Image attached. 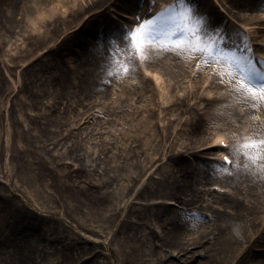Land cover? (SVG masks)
<instances>
[{
	"label": "bare ground",
	"instance_id": "obj_1",
	"mask_svg": "<svg viewBox=\"0 0 264 264\" xmlns=\"http://www.w3.org/2000/svg\"><path fill=\"white\" fill-rule=\"evenodd\" d=\"M217 1H224L230 15L242 21L247 19L234 9L244 5L264 8V0ZM161 2L166 5L159 8L155 2V9L150 14L146 12L150 0L0 2V33L8 34L16 40L17 36H21L22 39V48H19V43L14 47L17 51L14 53L16 59L37 48L40 50L47 48V51L34 62L23 67L25 74L29 75H32L33 69L38 65L60 60L58 53L66 46L65 41L76 35L75 26L80 22L79 17L82 14L88 13L85 22L88 20L92 22L98 16L101 21L108 22L105 14L115 8L114 11L119 9L128 12L123 14L124 17L133 19L132 15L136 14L131 13L132 10L142 3V17L153 21L148 25L150 29L154 28L158 32L159 17L163 12H172V20L182 26L178 32V35L182 36L181 41L168 42L174 45L173 47L164 48L157 42L142 47L140 53L132 55L129 42L125 39L119 44L129 49L125 60L119 66L108 67L103 63V71L96 63L99 61L98 55L105 49H93L91 59L79 52L78 65L85 63L88 66L87 69L82 68L77 82H72L69 78L74 77L77 71L74 73L65 71L57 65L58 73L49 69L47 76L48 85L57 92V99L47 102L43 112L27 114L25 117L27 126H24L23 118L20 121L14 114H9L8 118L11 119L16 138L9 149V133L8 130L4 131L5 147H0V176L4 178L6 186L0 184V252L9 253V258H2L0 264H95L96 256L101 251L94 246H82L80 234L73 229H67L62 219L68 221L78 231L97 237L108 233L113 235L108 245L118 234L132 238L134 236L131 248L136 255L135 259H138V264H264L263 157L260 158L263 162L261 166L252 164L260 153L257 156L251 153L253 155L249 164L251 169L244 167L240 173L234 170L228 175L217 174L219 182L233 188L232 193L210 188L196 189L191 183L194 170H215V161L198 155L201 152L200 147L204 143L207 144L200 134L209 121L212 109H222L215 117L219 119L218 124L223 120L228 123L227 129L230 133L226 139L233 146L245 144L235 141V135L248 133L251 141L262 137L260 134L264 129L260 120L256 122L250 117L264 114V102L258 99L246 100L241 94L238 97L234 96L237 95L234 89L229 90L226 87L228 84L226 81L233 80L231 71L222 66L230 65L228 60L221 56L223 53L224 57L234 54L236 57L248 58L254 44H249L247 50L245 44L248 41L244 40L242 35H229L228 25L232 23L231 19L220 14L212 0H161ZM92 8L96 9L90 11ZM186 9L189 10L188 14L185 13ZM201 17L203 20L198 22ZM63 21L67 22L61 25ZM136 22L142 25L141 11ZM114 23L112 20L111 25ZM258 24L263 28L259 26L260 29H254L253 32L263 33L264 22ZM105 30L107 29L102 27L94 28L92 35L102 34ZM194 31H199L200 35L192 39L191 34ZM168 35L169 33H163L165 37ZM60 37L62 40L58 42ZM13 43L15 41L11 44ZM41 44L43 47H39ZM72 44L77 46L75 41ZM89 46L92 48L93 45ZM201 48L207 50L198 51ZM214 53L216 58H213ZM191 57H194L193 63L198 62L197 70H191L193 73V78H189L192 82L191 89L180 94L173 92L168 96L162 95L160 91L165 89L170 91L176 87L178 90L183 87L184 78L190 76V70L186 67L189 64L191 66L189 59ZM137 60L142 61L140 63H143L145 68L159 70L163 78L154 81L143 74L139 62L137 66ZM53 63L56 65V62ZM5 70L10 83L2 84L3 90L16 89L17 92L25 88L24 82L21 81L19 86L13 81L10 67L7 66ZM204 83L218 88L220 96L209 97L201 93L200 86ZM72 84L76 85L79 94L84 96L100 93L98 100L94 98L92 102L79 104L82 109L76 111L79 113L76 114L78 120L89 116L100 117L94 112L93 106L104 98L102 105L106 108L105 117L112 115L114 130H117L114 134L121 133L119 138L124 143L117 146L122 147L121 149L113 150L111 156H106L100 170L97 167L88 169L86 163L81 162L80 165L76 158L73 159L74 163L80 165L77 172H83L81 176L75 174L74 169L68 164L64 162L59 164L65 151L70 155L74 152L72 148L63 151L62 146L57 149L56 146L62 143L59 142L61 139L48 128L55 118L54 111H59L57 105L61 102L62 92H73L69 88ZM191 99L201 101L202 105L192 104ZM143 101L149 102L150 105L142 109ZM40 103L35 99L26 102L25 105L35 108ZM255 103H261V107L256 109L253 105ZM237 107L243 114L233 112ZM116 111L120 113L119 120L114 119ZM234 114H237V117ZM159 119L165 121L159 123ZM107 122L105 118L104 123ZM17 139V142H22L21 145L16 144ZM113 142H116L114 137L101 139L99 144L101 153L104 154L106 146ZM219 147L223 148L221 144ZM79 155L80 153H75L74 157H80ZM116 157L120 158L119 163L115 162ZM111 159L114 164L109 165L107 161ZM246 164V160L242 162V165ZM182 165L185 167L187 165L190 170L184 169L179 178L170 179V173ZM156 170L159 172L155 177L153 174ZM163 172L167 174L163 175ZM242 182L243 186L240 185ZM112 183H115V187ZM28 184L34 189L27 190L24 186L28 187ZM113 189L118 194L123 190L130 193L136 189L134 198H138V207L135 206V200L127 199L117 209L116 206L112 208L113 204L106 202V196L113 193ZM35 190L43 194L42 197L51 198L52 203L40 201ZM16 191L21 195H17ZM197 192L201 193L199 199ZM149 197L168 198L183 205V208L166 202H143L147 198L150 199ZM190 205L208 211L210 218H202L200 214L190 211ZM123 209L126 211L122 216L120 212ZM144 209H148V213L143 212ZM72 210L86 215V221L94 222V225L77 222ZM187 228L191 231L185 232ZM131 230H134L135 234H131ZM35 232L41 233V237L48 244L62 251L65 256L55 254L48 257L51 255L50 252L44 251L43 248L38 249L31 243L30 234ZM256 243L263 247L255 249ZM108 250L110 253V247ZM173 251H176L175 255Z\"/></svg>",
	"mask_w": 264,
	"mask_h": 264
},
{
	"label": "rangeland",
	"instance_id": "obj_2",
	"mask_svg": "<svg viewBox=\"0 0 264 264\" xmlns=\"http://www.w3.org/2000/svg\"><path fill=\"white\" fill-rule=\"evenodd\" d=\"M3 0H0L2 2ZM151 3L148 4L146 12L147 13H152L155 9V2L158 3L159 8L163 7L166 5L165 3H162L161 0H150ZM212 2L215 4L216 8L220 12V14L226 15V17L231 19V22L228 26H230L229 30L230 33L229 35L233 36L235 35H242V38L244 40H247L248 43L245 44L247 50L249 47V44H254L251 48V56L248 57L252 61V63L257 67L258 70L264 71V32H253L254 29H260L259 26L263 28L261 24L264 22V8L262 6L260 7H247L244 5V7H238L239 9H234L237 10L239 14H243L247 21H242L235 19L226 9V5L224 4V1L219 2L217 0H212ZM142 3H139L136 5V7L132 10L131 13L136 14L132 15L133 19H127L125 18L123 14H126L128 12H123L115 10V8L110 9L106 12V18L109 20L108 22L103 20L101 21L100 16L96 17L93 19L92 22L87 20L86 15H80L79 19L80 22L76 24L77 30L75 32L76 35L70 37L67 39L66 46L62 47L60 49V52L58 53L60 60L58 59L57 61H52L56 62V65L53 63H44L41 65L36 66L33 71L32 75L25 74L23 67L31 62H34L37 57L41 56L47 51V48L44 49H36L34 51H29L27 52L26 55H23L21 57H18L17 59L14 57V53L17 51L14 50L15 44L19 43V48H22L23 43L21 36H17L16 40L13 37H9L8 34H1L0 33V147H5V134L4 131L8 130V148L10 149L11 144L13 140L16 138L14 137L13 133V125L11 122V119L8 118L9 114H14V116H17V119L22 121L21 118L24 119V126H27V121L25 120V117L27 114H32L35 113L36 111L38 112H43L46 107L47 102H51L53 100H56V95L57 92L55 90H52L50 86L48 85L47 81V76L49 69H52V71L57 72V65H60L65 71H72L73 73L76 72L74 77H69L72 79V82H77V79L79 78V75L81 73V70L83 67L87 69V66L85 63L82 65H78V60H77V54L83 53L84 56L88 57V59H91L93 56V49L95 48H103L105 51L100 53L97 57L99 61L96 63L98 66L102 68L103 71V63L106 64L108 67L109 66H119L124 60L125 56L129 54V49L122 47L121 42L125 40L126 34L129 33L130 30H135L137 27L139 28L140 25L137 24L136 18L139 16L140 11H141V18H142V24H145L148 22L146 17H142V10L141 7ZM96 8H92L90 11L95 10ZM130 12V11H129ZM173 13L172 12H163L161 13L159 17V27L158 29V34H159V39L153 43L156 44L157 42H160L164 48L167 47L168 42L171 41H181L182 36L178 32L179 30L182 29V26L178 23H175L172 20ZM65 17V16H64ZM105 17V16H104ZM112 20L115 21L113 25H111ZM64 22L63 21L60 24L62 25ZM106 28L102 34H96L92 35L94 32V28ZM109 26V27H108ZM74 27V28H75ZM258 27V28H257ZM227 29V28H226ZM23 34H25L24 31H22ZM163 33H169L168 36H163ZM256 34V36H254ZM139 35V34H138ZM163 36V37H162ZM62 37V36H61ZM58 38V42L62 40V38ZM138 39V36H137ZM13 41L15 43L11 44ZM75 41L77 46L75 47L72 43ZM57 42V41H56ZM89 44H92L89 46ZM17 45V44H16ZM39 47H43L42 44L39 45ZM163 48V49H164ZM87 50L88 53L85 51ZM99 53V52H97ZM104 53V55H103ZM103 55V56H102ZM195 57V56H194ZM194 57L189 58L191 61V66L190 64L188 67H186L188 70H190V76L184 78L182 84V88H174L169 91V89H165L164 91H160L163 94L168 96L169 94L174 93H182V92H188L191 87H192V82L189 78H193L192 75L193 73L191 70H196L198 62L197 61H192ZM215 53H214V57ZM258 59V60H257ZM96 61V60H95ZM256 61V63H254ZM258 61L260 63H258ZM94 62V61H93ZM142 62V61H140ZM141 71L143 74L149 76L152 78V80L156 81L159 79H162L163 77L161 76V72L158 70H155V68H145L143 63H140ZM193 63V64H192ZM91 64V63H90ZM222 65V64H221ZM10 67V73H11V78L13 81L16 82L17 85L20 86L21 81L25 83V88L20 89L16 92V89L14 91L10 89L3 90L2 84H8L10 81H8L6 77V67ZM224 69H227L229 71L234 70L232 67H226L222 65ZM168 80V79H167ZM51 82V81H50ZM49 82V83H50ZM228 83V81H226ZM130 84V83H129ZM209 85L208 83L202 84V89L200 90L201 93L204 95H207L209 97H219L220 94L218 93V88L215 87H210L207 86ZM229 90L231 88L234 89V92L237 95L234 96H239L240 92L238 91V81L232 80L230 85H226ZM70 90L73 92H62L60 99L61 102L57 105L59 111H54L55 118L54 120L49 124L48 128L54 132L59 139H61L59 142L61 144L57 145L56 148L59 149L60 146L61 150L65 151V149L72 148L73 149V154L70 155L65 151V155H62L60 158V162H64L68 164V166L72 169H74V173L77 175H83V172L79 171L77 172L78 168L81 165V162L86 163V168L92 169L94 167H97L98 170L101 169L105 161L107 155H110L113 150H118L121 149L122 147L117 148L118 145L123 144L122 140H120V135L121 133L116 135L114 133H117V130H114V120L111 116L105 117L106 114V108H103L102 103L105 101L103 98V101H101L98 104H95L93 106V110L96 113V115H100V117H92L89 116L88 118L78 120L76 114L77 110H81V105H79L81 102L83 104L92 102L95 99H99L100 93H93L88 96H84L83 94H79V90L76 87V85L72 84L70 85ZM217 91V92H216ZM16 93V94H15ZM35 99L39 100L41 103L38 105V107H32L31 105H25V103H29V101H34ZM25 101V103H24ZM108 102V101H106ZM138 102V101H136ZM190 102L192 104H196L197 106H201L202 102L198 101L197 99H191ZM262 103L264 101H261ZM142 109H144L147 105H150L149 102L143 101L142 102ZM256 109H259L261 107V103H255L253 104ZM263 105V104H262ZM213 106V104H212ZM26 108H29L26 110ZM101 109V111H100ZM119 110V108H117ZM222 109H215L211 110L209 121L205 124V127L201 131L202 139H205V142L207 144H203L200 148V153L198 155H201L207 159H210L214 162V167L215 170H194L193 178L191 179L192 187L198 189H216L220 192H229L232 193L234 190L231 186L227 185L226 183L219 182V177H216L218 173H227L231 174L234 170L237 173L242 172L246 167V169H251V166L249 165L251 162V157L253 155L257 156L258 153H260L257 157L254 158L252 161V164L255 166H261L263 162L260 161L261 156L263 157L264 161V146L260 145V141L264 140V131L260 134L262 136L258 140L251 141L249 138L248 133H244L241 135H235V141L237 142H242L245 144H252L255 145V148H249L247 146L243 145H234L226 141V136L230 133L229 130L227 129L228 123L223 120L221 124H218L217 121L219 120L217 117H215V114H219L218 112H221ZM234 113L237 112V114L242 113V110L237 107L233 109ZM27 113H26V112ZM26 114H25V113ZM24 113V114H23ZM116 115L114 116V119L119 120L120 113L119 112H114ZM16 114V115H15ZM237 114L234 116L237 117ZM101 116H104L103 118ZM138 117V115H137ZM239 117V115H238ZM249 117V116H248ZM105 118L108 121L107 123L105 122ZM230 118V117H229ZM254 120L259 119L260 123L262 124V129H264V114H261V116H253L250 117ZM235 120H237L235 118ZM159 123H163V120H158ZM116 126V125H115ZM133 133V132H131ZM259 135V133H257ZM110 137L115 139L116 142H113V144H108L106 148L104 149L105 152L104 154L101 153L99 150V144L101 139ZM207 139V140H206ZM217 140V141H216ZM18 139L16 140V144L21 145L22 142L19 141L17 142ZM225 142L228 144L227 149H224L223 151H228L231 154V159L232 161L229 164H225L222 162L220 159L221 151L218 149H221L219 147L220 142ZM128 141H125L127 143ZM15 143V141H14ZM206 147V148H205ZM54 151V148L52 149ZM4 153V152H2ZM75 153H80V157H74ZM253 155H252V154ZM243 154H245L243 156ZM9 156V152L7 154ZM111 156V155H110ZM138 157V155H137ZM77 160L78 163H74L73 159ZM80 159V161H79ZM120 158L116 157L115 162L119 163ZM247 161L246 165H242L243 161ZM110 164H114L113 159L110 161H107ZM187 163V162H186ZM107 165V164H106ZM9 166V164H8ZM78 166V167H77ZM185 170H190V168L186 165L182 167L175 168L171 173H170V179H177L181 176V174ZM159 170H156L154 172L153 176H158ZM167 172H163V175H166ZM95 176V175H94ZM100 176V174L98 175ZM207 176L208 178H204ZM147 176H144V178ZM240 177V176H239ZM98 180H100L99 177L96 176ZM4 178L0 176V184L4 187ZM219 183V184H218ZM81 184V183H80ZM244 182L240 183L241 186H243ZM39 185V184H38ZM37 186V183L36 185ZM112 186L115 187V183H112ZM27 190H32L34 189L33 187L28 184V187L24 186ZM138 187V183H137ZM113 193H110L106 196V202L112 203V208L116 206V209L119 205H123V203L129 199V200H135V206L138 207V198H134L136 189L130 193H125L120 191V194H118L115 189H113ZM9 193V190L7 191ZM36 196L39 197V200L42 201L43 203L51 204L52 199L45 196L42 197L43 194L40 192H37L36 190ZM17 195H21L18 191L15 192ZM201 196L200 192H197V199ZM150 198V197H149ZM148 199V198H147ZM144 200L143 202H155L158 203L160 201L166 202L170 205H173L178 208H183V205L179 204L178 202H175L174 200L171 199H166V198H158V197H152L148 200ZM216 205V204H215ZM33 208V206H32ZM189 208L191 209L190 211L200 214L202 218H210V213L206 210H200L196 207V205H190ZM35 209V208H34ZM52 208H49V210ZM73 216L75 217L74 219L79 222V223H88L94 225V222L86 221L87 217L86 215L75 213L77 210H72ZM126 209H123L120 214L123 216L125 213ZM143 212L148 213V209H144ZM47 213V211H46ZM81 213V212H80ZM48 214V213H47ZM44 214L43 215H47ZM199 215V216H200ZM3 221V220H2ZM1 222V221H0ZM64 226H66L67 229H73L74 231L78 232L81 238V245L82 246H94L96 249H99L101 252L98 253L99 255L96 256L95 259V264H138V259H135L136 255L133 254L132 248H131V243L132 237H128L126 235L118 234L113 237V239L110 241L108 245L109 239L113 236L108 234H103L102 237H97L94 235H91L89 233H85L82 231H78L76 228H73L71 224L66 221L65 219H62ZM97 222V221H96ZM3 224L5 225L6 223L3 221ZM63 226V227H64ZM4 227V226H3ZM65 228V227H64ZM185 232H190L191 229H185ZM128 233V232H127ZM131 234H135L134 230H131ZM41 233L35 232L30 234V241L31 243H34L38 249L43 248L44 251L50 252L51 255L48 257H52L55 254H61L63 255V252L54 248L53 245L48 244L45 239L41 237ZM88 240V241H87ZM92 241V242H89ZM96 241V242H93ZM104 242V243H102ZM256 246L254 247L255 249L261 248L263 246H259V243L255 244ZM109 247H110V253H109ZM172 251V250H171ZM174 255L176 254V251H173ZM65 256V255H63ZM2 258H9V253L2 254L0 252V262Z\"/></svg>",
	"mask_w": 264,
	"mask_h": 264
},
{
	"label": "snow or ice",
	"instance_id": "obj_3",
	"mask_svg": "<svg viewBox=\"0 0 264 264\" xmlns=\"http://www.w3.org/2000/svg\"><path fill=\"white\" fill-rule=\"evenodd\" d=\"M185 13L188 14L189 10L186 9ZM203 18H199L198 22H201ZM153 21H148L145 24L139 26L136 30H130L126 34L125 39L128 40L130 45V53L132 55L138 54L141 48L155 43L159 39V34L156 30L150 29L148 25H151ZM139 33V41H137V34ZM200 35L199 31H194L191 34V38L195 39ZM190 42V41H189ZM174 45H167V47H173ZM179 47V45H175ZM206 48L198 49V51H206ZM214 51V50H213ZM213 53H209L212 55ZM227 59L230 67L234 70L231 73L232 79L238 81V91L244 98L264 101V71H260L247 57H236L234 54L230 57H224ZM260 145L264 146V140L260 141ZM249 148H255V145H247ZM227 159V158H226Z\"/></svg>",
	"mask_w": 264,
	"mask_h": 264
}]
</instances>
